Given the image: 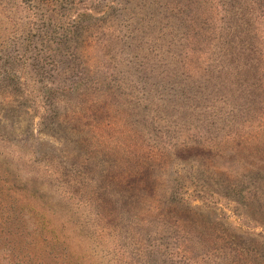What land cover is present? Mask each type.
Returning <instances> with one entry per match:
<instances>
[{
    "label": "rangeland",
    "instance_id": "obj_1",
    "mask_svg": "<svg viewBox=\"0 0 264 264\" xmlns=\"http://www.w3.org/2000/svg\"><path fill=\"white\" fill-rule=\"evenodd\" d=\"M10 187L41 264H264V0H0Z\"/></svg>",
    "mask_w": 264,
    "mask_h": 264
},
{
    "label": "trees",
    "instance_id": "obj_2",
    "mask_svg": "<svg viewBox=\"0 0 264 264\" xmlns=\"http://www.w3.org/2000/svg\"><path fill=\"white\" fill-rule=\"evenodd\" d=\"M0 193V264H37L35 250L42 237L39 234L45 227L35 220L36 213H29L21 204L11 187L6 198L2 195L3 189Z\"/></svg>",
    "mask_w": 264,
    "mask_h": 264
}]
</instances>
